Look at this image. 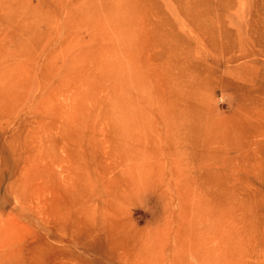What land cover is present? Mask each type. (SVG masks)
I'll list each match as a JSON object with an SVG mask.
<instances>
[{
    "label": "rangeland",
    "instance_id": "374dc122",
    "mask_svg": "<svg viewBox=\"0 0 264 264\" xmlns=\"http://www.w3.org/2000/svg\"><path fill=\"white\" fill-rule=\"evenodd\" d=\"M0 264H264V0H0Z\"/></svg>",
    "mask_w": 264,
    "mask_h": 264
},
{
    "label": "bare ground",
    "instance_id": "6f19581e",
    "mask_svg": "<svg viewBox=\"0 0 264 264\" xmlns=\"http://www.w3.org/2000/svg\"><path fill=\"white\" fill-rule=\"evenodd\" d=\"M159 113H161L162 115L166 114L167 113V109L166 108H161L159 109ZM60 135V134H59ZM34 141L32 143H34L36 146H35V152H41L42 155L46 153V149L43 150V145L40 146L41 144H43L45 142V138H43V136H39L36 138H33ZM59 142L62 143L65 147V154L66 153H71L70 151V148L67 152V147L65 146V143L63 142H66L64 138L59 137ZM48 140V138L46 139ZM59 143V144H60ZM58 142L54 141L52 146L53 148L56 147L57 145H59ZM78 147H81V144L80 142L77 143ZM26 145V144H24ZM47 146V145H46ZM40 148H42L40 150ZM14 150H16V156H15V160H14V166H13V169L11 168L10 169V173L8 174L9 175H13V177H15L16 181H21L22 180V175L25 174L23 177H28L31 179H36V178H39V173L42 171V164L41 162L43 161L41 156V154L39 153L36 157L33 156V157H25L23 156L22 154V151L20 149V147L18 146V148L16 147ZM43 150V151H42ZM62 151L64 152L63 148H62ZM71 155V154H69ZM55 158V157H54ZM59 160L61 161V158H55L54 159V163L56 162H59ZM38 165H41V166H38ZM44 170V169H43ZM40 171V172H39ZM21 175V176H20ZM72 179V178H70ZM78 181H79V178H78ZM73 183V182H72ZM76 183L72 184L71 186L73 187ZM198 186H200V184H198ZM70 205V204H69ZM75 205V207L77 206L76 204H73ZM41 206H42V210L45 212L44 214V217L47 219L49 222H51V218H53L54 216H56V210L54 211L52 208V206H49V207H45L44 203L41 202ZM65 209H69V206L68 205H64ZM74 207V208H75ZM80 213L79 212H72V214H63V220L65 222V225H70L71 227L75 228L79 225V221H76V218L78 217ZM54 215V216H53ZM51 217V218H50ZM59 220V218H57ZM113 218V215L112 214H104V215H100L98 220L100 221L101 224H105V228L104 227H96L97 226V223L95 225L96 229H94V231L92 232V236L91 237H94V238H102V237H106L107 235L113 237L114 234H117V230L114 229V226L112 225L111 221H112ZM69 220V221H68ZM97 220V219H96ZM71 222V223H69ZM54 226V225H53ZM80 227V226H78Z\"/></svg>",
    "mask_w": 264,
    "mask_h": 264
}]
</instances>
